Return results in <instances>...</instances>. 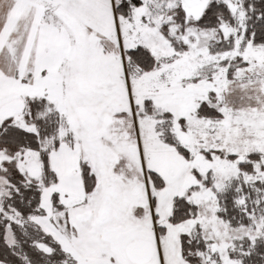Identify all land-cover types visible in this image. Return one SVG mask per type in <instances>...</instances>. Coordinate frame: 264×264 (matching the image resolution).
Wrapping results in <instances>:
<instances>
[{
  "label": "snow or ice",
  "instance_id": "1",
  "mask_svg": "<svg viewBox=\"0 0 264 264\" xmlns=\"http://www.w3.org/2000/svg\"><path fill=\"white\" fill-rule=\"evenodd\" d=\"M0 264H264V0H0Z\"/></svg>",
  "mask_w": 264,
  "mask_h": 264
}]
</instances>
